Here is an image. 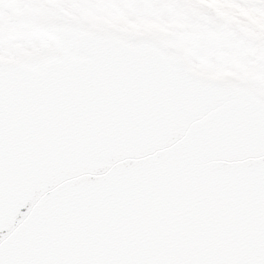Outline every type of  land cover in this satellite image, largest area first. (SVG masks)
Listing matches in <instances>:
<instances>
[{
    "label": "snow or ice",
    "instance_id": "6c2138e0",
    "mask_svg": "<svg viewBox=\"0 0 264 264\" xmlns=\"http://www.w3.org/2000/svg\"><path fill=\"white\" fill-rule=\"evenodd\" d=\"M0 264H264V0H0Z\"/></svg>",
    "mask_w": 264,
    "mask_h": 264
}]
</instances>
